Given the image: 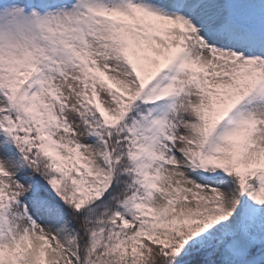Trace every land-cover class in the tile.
I'll list each match as a JSON object with an SVG mask.
<instances>
[{
  "label": "snow or ice",
  "instance_id": "1",
  "mask_svg": "<svg viewBox=\"0 0 264 264\" xmlns=\"http://www.w3.org/2000/svg\"><path fill=\"white\" fill-rule=\"evenodd\" d=\"M0 264H264V0H0Z\"/></svg>",
  "mask_w": 264,
  "mask_h": 264
}]
</instances>
